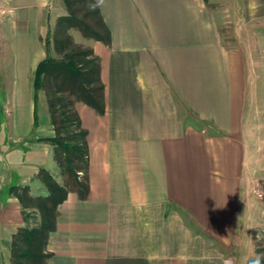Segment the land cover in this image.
I'll return each mask as SVG.
<instances>
[{
    "label": "crops",
    "instance_id": "obj_1",
    "mask_svg": "<svg viewBox=\"0 0 264 264\" xmlns=\"http://www.w3.org/2000/svg\"><path fill=\"white\" fill-rule=\"evenodd\" d=\"M95 1L109 31L88 40L104 113L73 102L89 192L57 206L48 264H249L264 214L252 198L264 189V0L225 20L204 0ZM60 2L0 0V239L24 225L19 187L41 190L55 167L34 75Z\"/></svg>",
    "mask_w": 264,
    "mask_h": 264
},
{
    "label": "rangeland",
    "instance_id": "obj_2",
    "mask_svg": "<svg viewBox=\"0 0 264 264\" xmlns=\"http://www.w3.org/2000/svg\"><path fill=\"white\" fill-rule=\"evenodd\" d=\"M60 1L65 8V15H60L55 21L56 24L49 28V36L46 38L48 44L45 41V49L48 48L51 64L42 75L40 85L43 88L49 113L53 124H55L54 127H57V129L59 128L58 131L60 136L66 139L72 134L74 135L77 130L75 124L69 126L67 122L64 124L60 123L63 117H69L71 115V112H67L66 115L62 117V112L65 110L68 111L69 109L71 110V108L74 107L73 102L77 97H87L86 93L83 95L79 94V92L75 90V88H78L76 86L77 84L69 79V72L67 69L69 56H73V63L80 68L82 72L94 70V65L97 61L93 59L95 55H91L89 52L91 48L88 40H90L91 37H88L87 34L96 32L102 37H106L107 34L99 28L98 17L97 15H93L95 7L91 0H70L69 11L65 1ZM239 1L240 0H208L207 6L218 12L231 8L233 10L231 12H233L235 19L239 17V6L237 5ZM60 11L59 14L61 13ZM221 14L222 18L225 20V17H227L225 11H222ZM234 30L230 22L224 21L221 24V35L225 42L228 41L229 44L235 43ZM89 60L94 61L89 64ZM84 78V86L88 88L92 95L97 96L96 98L99 99L101 91L99 89L100 84L95 81L96 74L93 72L90 76L85 75ZM262 93L264 95V92ZM0 95L2 94L0 93ZM1 110H3V107ZM70 118H72V116ZM73 142L79 143L80 146L82 145V141L80 140ZM54 146L55 167H53L51 172L47 171V173L66 190H72L75 188L76 169H80V171L77 172L79 174L77 179L80 182H84V176L86 175L84 159H75L73 157L74 153L71 152L69 153L71 161L69 165L66 166L61 148L56 146V144H54ZM40 175L41 173H39V176ZM40 182L41 190H36L35 187L32 193H30L31 189L28 186L19 187L18 195H26V207L24 208V212L27 214V222L24 223L23 227L19 230L39 225L40 215L39 211L35 208V204L39 199H45L49 194L45 183L43 181ZM35 186L38 188V183H36ZM257 190L258 193L261 194V197L257 198L255 195V198L252 197L253 202L256 203L257 201L260 202V200L264 201V189L258 188ZM260 218L259 222L256 223L258 229L256 232L257 236L254 237V246L256 248L255 256L249 260V264H264V214L260 216ZM18 232L19 231L9 239H0V264H15L13 249L20 243V236L17 235Z\"/></svg>",
    "mask_w": 264,
    "mask_h": 264
},
{
    "label": "trees",
    "instance_id": "obj_3",
    "mask_svg": "<svg viewBox=\"0 0 264 264\" xmlns=\"http://www.w3.org/2000/svg\"><path fill=\"white\" fill-rule=\"evenodd\" d=\"M65 4L67 6V9L69 11V4L70 0H64ZM92 4L95 7V11L93 15H97L98 17V23L99 28L106 32L107 36L102 37L99 33L94 32L93 34H87L88 37L104 41L107 43L109 41V31L107 27L105 26L103 19L101 17L100 11L97 7L96 1L91 0ZM207 2L208 0H204ZM48 44V42L46 41ZM89 52L91 55H94L93 50L89 49ZM46 57L42 61H40L36 67L35 75H34V100L36 101L37 98V90L41 86V77L46 71V69L51 64V59L48 53V48L46 49ZM73 56L70 55L68 62H67V69L69 72V79L74 81L73 83H76L75 85L78 88H75L76 91L79 92V94H85V97H77L78 100H81L94 108L98 113L103 114L104 113V97H103V84L100 80V68L97 57H93L97 63L94 65V70H87L85 72H82L80 68H78L72 61ZM94 60H89L88 63H93ZM96 74V80L100 84V91L101 94L99 96V99H97V96H94L91 94V92L84 86V76L89 75L92 73ZM72 106V105H71ZM56 111V110H55ZM67 112H71V115L65 116ZM72 116V118H70ZM62 119L60 120V123H68L69 126L71 124H75L77 132L73 135H71L68 138H62L59 134V131L57 127H54L55 135L54 137L50 138L49 141H51L53 144H56V146H59L61 148L62 156L65 161L66 166L70 163L69 153H74L75 159H84L85 169H86V175L84 176V182H80L78 178V171L80 169H76L77 172H75V188L72 189L79 199H85L87 197V194L89 192V182H88V143H87V132L81 127L80 119L78 117L77 112L75 111L74 107L69 109L68 111L65 110L62 112ZM37 123V116H36V109L34 114V124ZM55 125V124H54ZM82 141L81 146L79 143H74L73 141ZM40 178L45 183V186L49 192L47 197L45 199H39L36 204L35 208L39 211L40 215V222L38 226H34L31 228H23L19 230L18 234L20 236V243L15 246L13 249V257L15 260V264H48V259L51 256V254L46 250V245L48 241L49 234L55 230L56 227V213H57V206L59 203H61L67 194V191L63 186L59 185L56 181H54L50 175L45 171L41 170ZM19 202L21 204V207L23 208L22 211V217L24 223L27 222V214L24 212V208L26 207V195L25 196H18Z\"/></svg>",
    "mask_w": 264,
    "mask_h": 264
},
{
    "label": "built area",
    "instance_id": "obj_4",
    "mask_svg": "<svg viewBox=\"0 0 264 264\" xmlns=\"http://www.w3.org/2000/svg\"><path fill=\"white\" fill-rule=\"evenodd\" d=\"M257 196H261V194L257 192Z\"/></svg>",
    "mask_w": 264,
    "mask_h": 264
}]
</instances>
